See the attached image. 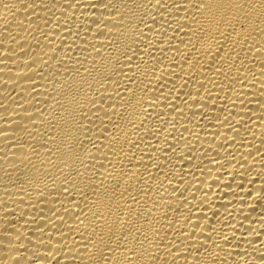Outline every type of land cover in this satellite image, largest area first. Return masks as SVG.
<instances>
[{"label": "bare ground", "instance_id": "obj_1", "mask_svg": "<svg viewBox=\"0 0 264 264\" xmlns=\"http://www.w3.org/2000/svg\"><path fill=\"white\" fill-rule=\"evenodd\" d=\"M0 264H264V0H0Z\"/></svg>", "mask_w": 264, "mask_h": 264}]
</instances>
